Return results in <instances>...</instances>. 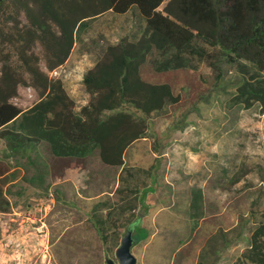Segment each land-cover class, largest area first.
<instances>
[{
    "label": "rangeland",
    "instance_id": "obj_1",
    "mask_svg": "<svg viewBox=\"0 0 264 264\" xmlns=\"http://www.w3.org/2000/svg\"><path fill=\"white\" fill-rule=\"evenodd\" d=\"M135 8L91 20L64 65L49 72L63 80L76 110L90 100L83 75L105 47L141 34L145 21ZM217 55L209 49L204 59L194 57L205 93L190 98L184 87L180 107L151 114L149 134L128 148L124 168L102 163L97 152L85 160L57 158L45 143L15 153L0 137L11 203L0 212V264L39 257L35 245L20 256L6 242L9 233L31 231L23 223L31 208H43L37 216L46 223L53 264L118 263L116 249L128 230L136 264L235 262L264 223V111L231 101L238 74ZM12 101L27 109L37 93L19 86ZM196 191L202 201L193 208Z\"/></svg>",
    "mask_w": 264,
    "mask_h": 264
},
{
    "label": "trees",
    "instance_id": "obj_2",
    "mask_svg": "<svg viewBox=\"0 0 264 264\" xmlns=\"http://www.w3.org/2000/svg\"><path fill=\"white\" fill-rule=\"evenodd\" d=\"M132 8L145 21L141 34L105 47L83 75L90 100L76 110L63 80L49 72L64 65L91 20ZM209 49L238 74L231 101L264 111V0H0V137L15 153L45 143L57 158L85 160L97 152L102 163L124 168L128 148L148 136L151 114L180 107L184 87L190 98L205 93L193 61ZM19 86L37 93L27 109L12 101ZM3 163L6 213L10 166ZM201 201V191L194 192L192 207ZM232 264H264L263 222Z\"/></svg>",
    "mask_w": 264,
    "mask_h": 264
},
{
    "label": "built area",
    "instance_id": "obj_3",
    "mask_svg": "<svg viewBox=\"0 0 264 264\" xmlns=\"http://www.w3.org/2000/svg\"><path fill=\"white\" fill-rule=\"evenodd\" d=\"M42 211L43 208L30 209V215H28L25 222H23L26 223L27 228H32L30 232L23 234L22 231L19 230L17 233H9L6 238L7 245L20 256L28 253L30 245H35L37 249L36 253L40 255L33 262H29L28 264H53L51 257L49 256L48 235L45 231L46 223L43 220V216H37V213H41ZM31 259L33 258H28L30 261Z\"/></svg>",
    "mask_w": 264,
    "mask_h": 264
},
{
    "label": "water",
    "instance_id": "obj_4",
    "mask_svg": "<svg viewBox=\"0 0 264 264\" xmlns=\"http://www.w3.org/2000/svg\"><path fill=\"white\" fill-rule=\"evenodd\" d=\"M133 234L132 230H128L126 234L122 237L121 243L116 249V257L118 263L112 258L106 259V264H136V257L132 253L133 246Z\"/></svg>",
    "mask_w": 264,
    "mask_h": 264
}]
</instances>
